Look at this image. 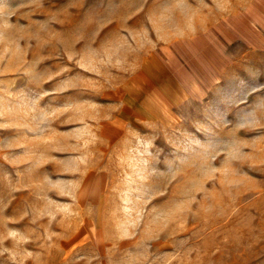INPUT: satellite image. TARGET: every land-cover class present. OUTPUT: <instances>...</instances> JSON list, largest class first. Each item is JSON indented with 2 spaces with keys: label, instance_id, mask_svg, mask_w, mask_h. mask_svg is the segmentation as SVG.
<instances>
[{
  "label": "rangeland",
  "instance_id": "374dc122",
  "mask_svg": "<svg viewBox=\"0 0 264 264\" xmlns=\"http://www.w3.org/2000/svg\"><path fill=\"white\" fill-rule=\"evenodd\" d=\"M0 264H264V0H0Z\"/></svg>",
  "mask_w": 264,
  "mask_h": 264
}]
</instances>
